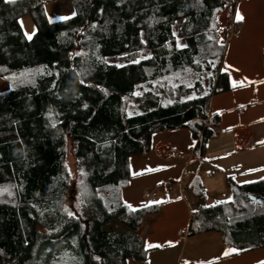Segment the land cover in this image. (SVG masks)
<instances>
[{
	"label": "trees",
	"instance_id": "16d2710c",
	"mask_svg": "<svg viewBox=\"0 0 264 264\" xmlns=\"http://www.w3.org/2000/svg\"><path fill=\"white\" fill-rule=\"evenodd\" d=\"M46 1L0 0V79L9 85L0 94V264L144 263L138 230L159 206L122 202L129 158L149 152L153 134L180 128L195 157L205 154L216 126L211 97L230 89L218 14L244 0H73L74 17L54 24ZM24 14L36 29L30 40ZM229 189L230 202L191 215L189 235L217 232L240 252L264 248V180ZM112 221L126 231H105Z\"/></svg>",
	"mask_w": 264,
	"mask_h": 264
},
{
	"label": "crops",
	"instance_id": "0c3cea01",
	"mask_svg": "<svg viewBox=\"0 0 264 264\" xmlns=\"http://www.w3.org/2000/svg\"><path fill=\"white\" fill-rule=\"evenodd\" d=\"M237 12L243 20H237ZM217 21L218 40L224 43L220 73L226 74L230 89L211 97L209 117L216 120L213 136L205 154L196 158V143L188 129L160 131L151 136L149 152L129 158L122 202L136 211L144 205L159 206V211L146 217L138 230L146 252L144 263L128 260L127 264L264 262V248L240 252L225 244L220 233L189 235L191 215L206 208L199 194L211 181L225 184L230 191V170L264 168V143H260L264 141V0L239 1L232 12H220ZM5 83L0 79L4 93L9 90ZM170 148L177 152L163 157ZM249 180L240 186L264 180V175ZM148 243L162 246L148 248Z\"/></svg>",
	"mask_w": 264,
	"mask_h": 264
},
{
	"label": "rangeland",
	"instance_id": "374dc122",
	"mask_svg": "<svg viewBox=\"0 0 264 264\" xmlns=\"http://www.w3.org/2000/svg\"><path fill=\"white\" fill-rule=\"evenodd\" d=\"M15 1H17V0H15ZM42 8H43L44 19L49 24L67 21V20L73 18L75 15V8H74L73 0H50V1H46L43 3ZM62 17H67V19H61ZM21 21L23 22V25H21ZM19 25H20V28H21V31L23 33L24 38L26 40H30V39H28V35H31L33 37L34 35H32V34L35 33V31H36L35 25L32 21L31 16L29 14L22 15L19 19ZM178 27H179V23H176V25L173 28V32H174L175 38L177 40L178 46L184 47V45H185L184 39L179 35ZM149 56H150L149 52L144 51L141 54L139 60L147 59ZM107 62L109 64H114V65L120 66V64L117 63L115 58H109L107 60ZM187 77H189V78H186L184 85L191 86L193 83V79L190 76V74ZM1 80L4 83L6 82L3 79H1ZM205 83H207L206 79H205ZM5 84H8V83L6 82ZM4 88H5V86H4ZM4 91H6V90L0 89V94H3ZM66 167H67V171L70 175L73 186H76L77 190H75V191H78L77 187H78L80 181H79V177H78V173H77V169H76V164H75L74 159H73L72 155L70 154V152H68V154H67ZM259 175H262V176L264 175V168H256V170H253V171H248L247 168L242 169V170H234V171L230 170L228 177L231 179L232 187H236V186H240V184H242V183H246L247 181H250L249 179H251L252 177L259 176ZM209 186L210 187H208L205 190V193L201 192L199 194V197H201V200H202L201 204L203 206H205L206 208H208L212 205H215V204H225V203H228L232 200L231 191L227 190L225 184H221V183H219V181L214 180V181H211ZM68 197H70V195ZM74 197L76 198V196H74ZM193 199L195 201L194 206L197 207V204H196L197 200H195V198H193ZM69 204L72 205L70 199L68 198L66 205L69 206ZM104 230L105 231H113V232H117V233H124L126 231L124 226L122 224L116 222V221L110 222V224L108 226L104 227Z\"/></svg>",
	"mask_w": 264,
	"mask_h": 264
},
{
	"label": "snow or ice",
	"instance_id": "6c2138e0",
	"mask_svg": "<svg viewBox=\"0 0 264 264\" xmlns=\"http://www.w3.org/2000/svg\"><path fill=\"white\" fill-rule=\"evenodd\" d=\"M6 2L8 3H14L15 0H6ZM61 19H67V17H62ZM244 17L239 13L237 12V20H243ZM21 25H23V22L21 21ZM35 33H33L32 35H34ZM27 35V34H26ZM32 36L31 35H28V39H31ZM135 63H139V61H134ZM231 67V66H229ZM261 83H264V81H261ZM233 86L235 87L236 86V82H233ZM243 107V106H242ZM260 143H264V141H260ZM151 171V170H150ZM139 174V173H137ZM154 203H160V201H157V202H154ZM145 207H148L149 205H144ZM128 207L132 210V211H136V209L132 206V205H128ZM69 215H73L72 213H69ZM171 244V242H169ZM162 245H158V244H151V243H148L147 244V247L148 248H153V247H161ZM229 252H225L224 255H228ZM261 264H264V262H261Z\"/></svg>",
	"mask_w": 264,
	"mask_h": 264
},
{
	"label": "built area",
	"instance_id": "2783aa9c",
	"mask_svg": "<svg viewBox=\"0 0 264 264\" xmlns=\"http://www.w3.org/2000/svg\"><path fill=\"white\" fill-rule=\"evenodd\" d=\"M176 152H177L176 149L170 148V149H168L167 152L163 153V157L167 158L170 155L175 154ZM193 152H194V149H193ZM167 184H169V182H167Z\"/></svg>",
	"mask_w": 264,
	"mask_h": 264
},
{
	"label": "water",
	"instance_id": "95a60500",
	"mask_svg": "<svg viewBox=\"0 0 264 264\" xmlns=\"http://www.w3.org/2000/svg\"><path fill=\"white\" fill-rule=\"evenodd\" d=\"M248 198L249 200L255 202L256 204L263 205V203L259 199H256L255 197L249 196Z\"/></svg>",
	"mask_w": 264,
	"mask_h": 264
}]
</instances>
